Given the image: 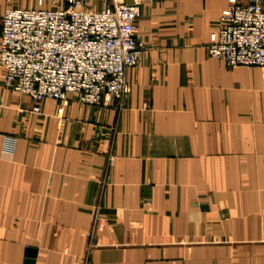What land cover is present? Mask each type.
<instances>
[{"label": "crops", "instance_id": "0c3cea01", "mask_svg": "<svg viewBox=\"0 0 264 264\" xmlns=\"http://www.w3.org/2000/svg\"><path fill=\"white\" fill-rule=\"evenodd\" d=\"M137 1L122 107L36 113L0 67V264H264V68L208 55L228 0ZM67 6L0 0V32L7 8Z\"/></svg>", "mask_w": 264, "mask_h": 264}, {"label": "built area", "instance_id": "2783aa9c", "mask_svg": "<svg viewBox=\"0 0 264 264\" xmlns=\"http://www.w3.org/2000/svg\"><path fill=\"white\" fill-rule=\"evenodd\" d=\"M67 1L65 8L5 10L0 32L3 86L30 96L36 113L45 99H53L60 102L61 115L70 95L87 105L114 101L122 107L127 71L139 63L144 48L138 1L110 0L102 10L85 7L88 0ZM228 1L211 34L208 55L228 67L264 68V0ZM14 148L15 139L7 137L4 149Z\"/></svg>", "mask_w": 264, "mask_h": 264}, {"label": "water", "instance_id": "95a60500", "mask_svg": "<svg viewBox=\"0 0 264 264\" xmlns=\"http://www.w3.org/2000/svg\"><path fill=\"white\" fill-rule=\"evenodd\" d=\"M35 253L34 252H31L30 253V256H33ZM29 264H33L31 261H29Z\"/></svg>", "mask_w": 264, "mask_h": 264}, {"label": "rangeland", "instance_id": "374dc122", "mask_svg": "<svg viewBox=\"0 0 264 264\" xmlns=\"http://www.w3.org/2000/svg\"><path fill=\"white\" fill-rule=\"evenodd\" d=\"M131 2L133 1V0H130ZM138 4H139V7H140V3H139V1H138Z\"/></svg>", "mask_w": 264, "mask_h": 264}]
</instances>
